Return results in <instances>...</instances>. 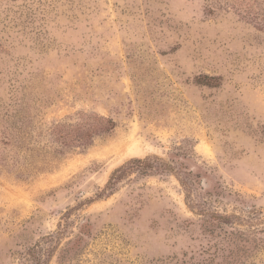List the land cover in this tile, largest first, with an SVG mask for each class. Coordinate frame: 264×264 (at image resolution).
<instances>
[{
	"label": "rangeland",
	"instance_id": "1",
	"mask_svg": "<svg viewBox=\"0 0 264 264\" xmlns=\"http://www.w3.org/2000/svg\"><path fill=\"white\" fill-rule=\"evenodd\" d=\"M0 264H264V0H0Z\"/></svg>",
	"mask_w": 264,
	"mask_h": 264
},
{
	"label": "bare ground",
	"instance_id": "2",
	"mask_svg": "<svg viewBox=\"0 0 264 264\" xmlns=\"http://www.w3.org/2000/svg\"><path fill=\"white\" fill-rule=\"evenodd\" d=\"M125 146L122 147V149L127 153V154H133L135 153V149H133L132 147L129 148H125ZM119 151V150H118Z\"/></svg>",
	"mask_w": 264,
	"mask_h": 264
}]
</instances>
